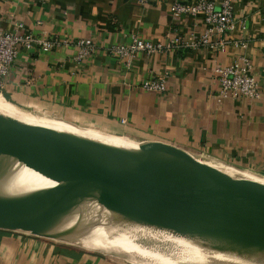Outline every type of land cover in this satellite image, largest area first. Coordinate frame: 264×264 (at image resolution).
I'll return each instance as SVG.
<instances>
[{"label": "crops", "instance_id": "obj_1", "mask_svg": "<svg viewBox=\"0 0 264 264\" xmlns=\"http://www.w3.org/2000/svg\"><path fill=\"white\" fill-rule=\"evenodd\" d=\"M174 1L188 0H0V26L14 21L42 39L20 48L0 92L14 105L83 127L159 142L184 152L264 177V0H232L237 21L220 51L183 46L173 51L109 52L133 36L163 42L178 35L192 42L202 31V15H174ZM219 4L221 0H212ZM78 39L93 52L75 58ZM239 56L250 59L259 96L218 98L214 68ZM165 79L164 91L142 83ZM0 264H128L16 229L0 228Z\"/></svg>", "mask_w": 264, "mask_h": 264}, {"label": "water", "instance_id": "obj_2", "mask_svg": "<svg viewBox=\"0 0 264 264\" xmlns=\"http://www.w3.org/2000/svg\"><path fill=\"white\" fill-rule=\"evenodd\" d=\"M187 154L159 142L101 152L0 114V172L24 166L46 179L42 189L58 198L29 206L0 193V228L40 230L92 203L108 217L153 225L170 220L178 209L211 216L214 226L195 232L197 238L239 232L264 239V185L211 173L190 163ZM149 196L157 209H167L163 217H140Z\"/></svg>", "mask_w": 264, "mask_h": 264}, {"label": "bare ground", "instance_id": "obj_3", "mask_svg": "<svg viewBox=\"0 0 264 264\" xmlns=\"http://www.w3.org/2000/svg\"><path fill=\"white\" fill-rule=\"evenodd\" d=\"M21 111L23 112L18 111L0 92L1 115L14 118L27 126L75 139L94 150L97 142L101 143L107 152L114 153L133 151L145 143L130 136L104 133L96 128L34 115L25 109ZM184 157L193 165L221 177L250 180L264 185V179L226 164L191 154ZM56 164L60 168L65 167L60 160H56ZM47 183L49 182L46 179L24 166L16 167L15 171L0 172V193L29 206L57 201L58 198L42 189L41 186ZM99 208L97 204L95 206L92 203L84 204L66 218L46 228L26 230L100 251L128 263L142 260L143 264H163L158 257L159 254L172 253L181 255L184 264H264L263 238L239 232L220 233L209 238L194 236L195 232L214 226L209 215L185 214L183 210L178 209L170 220L153 225L125 221L116 216L108 217V213L100 211ZM99 211L103 214L97 215ZM166 212L167 209H157L154 199L149 196L140 217L159 219ZM141 243L143 245L140 248L138 244Z\"/></svg>", "mask_w": 264, "mask_h": 264}, {"label": "built area", "instance_id": "obj_4", "mask_svg": "<svg viewBox=\"0 0 264 264\" xmlns=\"http://www.w3.org/2000/svg\"><path fill=\"white\" fill-rule=\"evenodd\" d=\"M232 0H221L216 4L212 0H188L174 1L171 10L174 15H202V31L192 42H184L178 35H168L161 42H153L133 36L128 44L112 46L109 52L120 58L129 59L131 54L143 51L145 53L168 52L183 46L190 48L204 47L209 50H223L228 43V32L236 29L239 24L244 27L245 21L236 19L232 13ZM22 22L15 20L11 29H4L0 26V86L3 78L9 73L10 68L16 58L20 48L29 49L34 43L40 47L50 49L58 44L57 39H42L35 37L30 32H21ZM78 52L75 56L77 60H82L89 56L94 45L90 39H78L75 41ZM264 51V46H263ZM214 73L218 79V98L248 97L255 99L259 96L258 83L252 74V64L250 59L239 56L231 63L214 68ZM142 87L151 91H164L165 79H150L142 83Z\"/></svg>", "mask_w": 264, "mask_h": 264}, {"label": "rangeland", "instance_id": "obj_5", "mask_svg": "<svg viewBox=\"0 0 264 264\" xmlns=\"http://www.w3.org/2000/svg\"><path fill=\"white\" fill-rule=\"evenodd\" d=\"M13 104V103H12ZM14 105V104H13ZM16 106V105H15ZM16 108H17V110L18 111H20V112H23V111H21V109L23 110L24 108H20V107H18V106H16ZM25 111H27V112H31L32 114H34V115H38V116H43V117H46V118H51V119H59V120H64V119H61V118H59V117H56V116H51V115H48V114H43V113H39V112H35V111H31V110H27V109H25ZM64 121H66V120H64ZM77 125V124H76ZM77 126H79V125H77ZM93 128V127H92ZM95 128V127H94ZM96 129H99V128H96ZM99 130H101L102 132H104V133H111V132H107V131H105V130H102V129H99ZM101 144V143H99V142H97V143H95V146H96V150L97 151H101V152H107V150L105 149V148H103V146H102V144L99 146V145ZM97 145H98V147H97ZM217 162V161H216ZM218 163H220V162H218ZM220 164H223V163H220ZM233 167V166H232ZM235 168V167H234ZM236 169H238V170H240V171H242V172H245V173H249V174H251V175H253V176H255V177H258V178H260V179H264V177L262 176V175H258V174H255V173H253V172H251V171H248V170H244V169H240V168H236ZM18 231H21V232H23V233H27V234H29V235H32L33 237H37V238H42V239H46V240H49V241H52V242H57V243H61V244H63V245H68V246H71V247H76V248H83V247H79V246H77V245H75V244H72V243H68V242H62V241H59V240H56V239H53V238H50V237H46V236H42V235H39V234H35V233H32V232H30V231H26V229L25 230H18ZM138 245H140L139 247L141 248V245H143V243H141V244H138ZM84 249H88V248H84ZM88 250H91V249H88ZM92 251H95V250H92ZM95 252H97V253H99V254H102V255H106V256H108V257H111V258H114V259H117V260H120V261H123V262H125V263H128V262H126V261H124L123 259H120V258H117V257H115V256H112V255H109V254H105V253H103V252H100V251H95ZM164 255V256H163ZM169 255V256H168ZM167 256V257H166ZM159 259H160V261L163 263V264H184L185 262H184V259H183V257L181 256V255H176V254H172V253H161V254H159ZM163 258V259H162ZM136 262V263H135ZM134 263H131V264H143V261L142 260H139L138 262L137 261H135ZM130 263H128V264H130Z\"/></svg>", "mask_w": 264, "mask_h": 264}]
</instances>
